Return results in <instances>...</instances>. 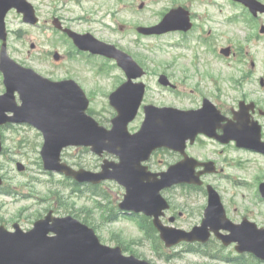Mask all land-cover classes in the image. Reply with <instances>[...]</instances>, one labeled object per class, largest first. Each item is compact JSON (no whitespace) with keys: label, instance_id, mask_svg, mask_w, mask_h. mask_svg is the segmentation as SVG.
Here are the masks:
<instances>
[{"label":"rangeland","instance_id":"rangeland-1","mask_svg":"<svg viewBox=\"0 0 264 264\" xmlns=\"http://www.w3.org/2000/svg\"><path fill=\"white\" fill-rule=\"evenodd\" d=\"M30 1L37 10L40 25L38 28L26 26L16 13L7 16L6 26L10 32L8 43L10 56L17 63L27 67L31 66L42 75L55 80L70 75L85 84L86 92H90L92 95V98L88 96L91 98L90 110L94 111L92 116L107 128H110V121L114 117L115 111L109 106L105 97H108L107 92L114 87L115 78L120 72L114 66L113 61L108 62V64L100 57H88L83 53H77L70 42H68V46L67 39L58 34L52 26L54 17L62 19L67 27L80 33H92L98 39L114 44L127 52L139 63L142 61L150 65L146 60L148 57H165L164 59H167L183 53L174 47L177 43V36H140L136 32V28H133L134 26L149 27L158 24L166 12L175 8V2L177 5L195 9L199 15L203 14L205 10L215 8H223L227 10V15H229L234 9L233 6L228 2L226 4L223 0ZM142 3L144 8L139 10ZM230 29L232 34L238 38L240 35L239 24H230L228 31ZM55 52L63 56L61 61L57 62L53 59ZM200 52L201 59H205L204 49H200ZM72 53L75 54V58L71 56ZM208 58L205 61L199 60L198 68L189 66L186 70L189 72V77L185 89L190 96L186 98L183 96L175 101L172 97H168L166 102H171L181 109L195 107L190 101L196 97L192 90L197 84L200 85L201 90L210 89L209 80L201 79V74L208 66V62L209 64L213 63L216 68L224 65L220 63V60H214L210 55ZM183 63L191 64V60L187 58ZM99 67L103 69L111 67V69L108 74H105L100 71ZM173 70L178 73V77L182 75L181 70H176V66L173 67ZM224 71L228 74L227 66ZM1 79L0 75V92L3 91ZM151 86L153 89H151L149 96L155 98L157 91L154 89V80ZM225 101L227 104H231L229 100ZM1 133L4 152L0 155V175L4 179L5 186H9V190L19 196L5 197L0 195V226L4 225L12 229V225L17 222L24 230H29L36 220L46 215L47 211L53 210L58 216L71 214L81 221L84 217H89L97 226L98 236L107 245L116 246L118 236L124 244L135 241L136 245L133 248L138 250L140 258L153 264H231L188 253L186 252L187 245H180L173 249L164 247L163 252L168 255L167 260L166 257L157 254L151 248L149 241L144 239L133 221L122 217L113 223L103 221L102 214H105L112 207L116 208L124 193L113 182L105 183L101 187L100 192L103 191L106 194L105 198H98L103 204L101 209L95 206L97 199L94 195L95 192L87 189L86 186L82 187V194L71 193V189H67L65 192L61 191L62 198L58 201V196L51 197L50 192H55L63 187L65 177L44 170L40 156L43 145L42 135L36 129L24 125L4 127L1 129ZM227 155L232 161L238 158L244 159L242 166L235 163L227 164V175L230 176V180L220 184L229 219L240 223L243 217H247L259 227H264V200L259 197L258 193L260 184L264 182V159L232 150ZM62 157L71 166L91 171H99L102 163V159L83 148L67 149L63 152ZM165 157L172 160L170 154ZM107 158L116 160L112 156ZM160 158L162 156L158 159ZM18 162L25 165L24 172L17 170ZM261 169L263 172L260 174ZM256 177L258 178L256 179ZM172 196L174 197V205L180 208L178 213H188L177 222L176 227L190 230L199 224L207 203L205 194L183 188L174 191ZM77 214L81 217H78ZM219 245L216 242L212 243L211 247ZM223 253L232 258L240 256L235 251L234 246L224 248ZM126 254L131 255L127 252ZM243 256L245 258L242 261L245 263L256 264L250 255L245 254Z\"/></svg>","mask_w":264,"mask_h":264},{"label":"water","instance_id":"water-1","mask_svg":"<svg viewBox=\"0 0 264 264\" xmlns=\"http://www.w3.org/2000/svg\"><path fill=\"white\" fill-rule=\"evenodd\" d=\"M12 7L24 12L28 21L36 23L32 9L25 0H0V39L4 41H6L5 17ZM180 13L187 19V14L183 11H173L160 26L139 31L146 34H160L181 29L183 25H180ZM71 35L80 48L115 58L129 75V82L111 96V104L119 112V116L113 121V129L108 131L100 127L86 115L89 102L74 82L51 83L31 70L19 67L7 57L5 44L2 49L1 69L5 75L8 92L4 97H0V126L8 122L30 123L36 126L43 132L45 138L42 155L46 169L64 172L80 182L88 181L96 184L115 179L128 189L125 202L121 205L123 210L145 211L158 218L161 210L166 207L159 195L161 189L176 181L186 182L190 179L193 181L194 174L184 164L178 169H172L163 181L149 184L144 183V177L141 178L136 169L153 150L164 145L183 151L186 140H182V132H195L194 127L202 130L201 118L193 112L178 113L170 109L155 110L149 107L146 109L148 119L146 118L142 130L130 136L127 125L135 118L144 96V87L134 85L131 80L140 77L142 70L131 57L113 46L97 42L91 36L76 39L75 35ZM16 91L20 93L23 101L21 107H17L15 103ZM8 112H13L15 116L8 117ZM153 115L161 121L166 117L170 121L177 116L180 123L178 139L165 137L166 134H162L160 124L153 123ZM71 145L91 146L92 151L99 155L104 151L115 153L120 156L121 163L114 165L106 161L100 174L84 170L75 172L65 164H60L63 148ZM19 168L23 169L21 166ZM155 223L167 246H173L182 240L207 242L210 238L209 228L215 233L225 229L232 233L223 237L225 245L238 242L239 252H252L264 259V230H258L254 224L247 221L240 226L231 224L226 220L223 207L214 194H210V204L202 227L196 228L190 234L163 228L157 219ZM50 232L56 233L57 237L48 238L47 234ZM0 264L147 263H141L133 257L124 258L120 248L111 249L102 246L94 231L87 226L70 217L53 219L50 213L45 220L37 222L35 229L29 233H23L19 229L16 233H9L0 228Z\"/></svg>","mask_w":264,"mask_h":264},{"label":"flooded vegetation","instance_id":"flooded-vegetation-1","mask_svg":"<svg viewBox=\"0 0 264 264\" xmlns=\"http://www.w3.org/2000/svg\"><path fill=\"white\" fill-rule=\"evenodd\" d=\"M258 1L264 4V0ZM210 12L214 14L206 20L203 17L198 19V16L191 11L192 29L179 34L183 42L197 38L198 41L205 43L213 54L218 53L221 56V51L227 48V22L229 23L230 20L227 19V15L222 14L224 12L222 9L211 10ZM238 18L241 23L239 57L236 56V53H234V56L238 60L240 67V78L237 84L239 85L241 102L243 103L244 121L246 122L249 136H256L258 130H260L264 140V12L253 13L246 6L240 5ZM206 21L211 23L207 36L202 29V27L207 26ZM224 59L227 60V57ZM178 60L180 61L178 68L181 70L182 75L180 80L178 79L174 91L178 92L180 90L183 94L186 91L185 86L189 77V72L186 70L189 66H195L196 63L191 65L184 64L183 61L187 60L184 56L179 57ZM214 74L213 71L210 73L204 72L202 76L206 78L203 80H208ZM223 83L227 84V80H223ZM202 92L204 91L200 90L199 84L192 90V93L197 95ZM235 110L237 111L238 107H231L227 110V106H224L225 112L223 113L226 118L228 117L232 121ZM221 147L223 150L227 149V146ZM224 153L225 151L221 152V154Z\"/></svg>","mask_w":264,"mask_h":264},{"label":"trees","instance_id":"trees-1","mask_svg":"<svg viewBox=\"0 0 264 264\" xmlns=\"http://www.w3.org/2000/svg\"><path fill=\"white\" fill-rule=\"evenodd\" d=\"M87 221V220H86ZM145 229L147 230L148 233H150L151 231H155L152 226H145ZM156 232V231H155ZM126 249H129L128 247H126Z\"/></svg>","mask_w":264,"mask_h":264}]
</instances>
